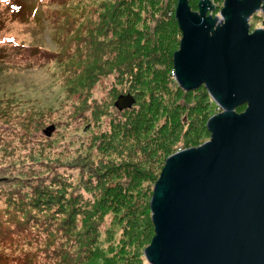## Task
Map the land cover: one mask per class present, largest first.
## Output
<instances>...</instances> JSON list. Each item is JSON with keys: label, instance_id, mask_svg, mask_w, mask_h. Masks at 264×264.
<instances>
[{"label": "rangeland", "instance_id": "obj_1", "mask_svg": "<svg viewBox=\"0 0 264 264\" xmlns=\"http://www.w3.org/2000/svg\"><path fill=\"white\" fill-rule=\"evenodd\" d=\"M211 2L223 19L225 0ZM177 4L0 0V226L49 227L52 249L76 256L53 264H150V204L167 157L211 138L207 121L222 108L174 74L182 31L165 12ZM249 22L264 28V14ZM128 93L136 102L120 110Z\"/></svg>", "mask_w": 264, "mask_h": 264}, {"label": "water", "instance_id": "obj_2", "mask_svg": "<svg viewBox=\"0 0 264 264\" xmlns=\"http://www.w3.org/2000/svg\"><path fill=\"white\" fill-rule=\"evenodd\" d=\"M189 1L176 7L174 74L185 90L205 85L222 111L207 121L209 141L167 157L145 256L150 264H264V29L249 28L264 0H225L223 19L208 14L211 0H200L199 11ZM135 102L128 93L115 104Z\"/></svg>", "mask_w": 264, "mask_h": 264}, {"label": "trees", "instance_id": "obj_3", "mask_svg": "<svg viewBox=\"0 0 264 264\" xmlns=\"http://www.w3.org/2000/svg\"><path fill=\"white\" fill-rule=\"evenodd\" d=\"M165 19H170L174 25L178 22L174 16V11L169 9L165 12ZM39 50H37V53L40 54ZM26 51L28 55L32 56L30 52L31 48H27ZM41 52L43 55L42 50ZM27 227L29 229L16 222H11V224L3 222L2 227L0 226V231L4 234L3 239L0 238V246L2 245V248L5 250L6 243L11 245V248H7L9 251L0 252V264H53L56 259L55 256H58L62 262L65 261L64 258L69 259V257L72 260H76V256L72 257L71 252L65 246L52 249L55 237L52 238L51 234H49V227L44 230L34 229V231L29 225ZM70 231L71 229H69ZM11 234H14L16 237L7 238ZM69 235L73 236L74 234L70 233ZM72 262L75 264L74 261Z\"/></svg>", "mask_w": 264, "mask_h": 264}, {"label": "flooded vegetation", "instance_id": "obj_4", "mask_svg": "<svg viewBox=\"0 0 264 264\" xmlns=\"http://www.w3.org/2000/svg\"><path fill=\"white\" fill-rule=\"evenodd\" d=\"M257 11H261L264 14L263 2L261 4V6L259 7V9L256 10L253 14H251V16L249 17V21H250V18L252 17V15H254ZM249 28H250V33L254 32L256 29H264V28H255L254 30H251V23L250 22H249Z\"/></svg>", "mask_w": 264, "mask_h": 264}]
</instances>
